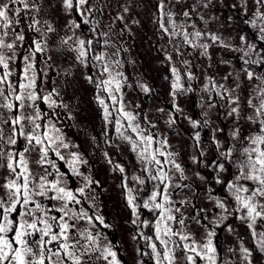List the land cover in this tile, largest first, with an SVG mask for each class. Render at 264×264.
I'll return each mask as SVG.
<instances>
[{"label": "snow or ice", "instance_id": "obj_1", "mask_svg": "<svg viewBox=\"0 0 264 264\" xmlns=\"http://www.w3.org/2000/svg\"><path fill=\"white\" fill-rule=\"evenodd\" d=\"M114 6L120 10L113 15ZM132 7L131 0H0V264H124L103 231L112 225L96 211L94 185L99 181L81 171L88 161L80 152L64 154L79 145L70 144L59 126L62 115L74 119L76 107L64 99L75 73L72 67L59 70L54 54L60 52L72 54L73 66L94 86L104 136L112 125L141 165V174L129 176L125 166L104 153L121 174L131 223L154 230L159 247L152 236L144 237L154 264H228L216 237L218 229L235 233L230 218L247 229L255 244L253 250L237 236L245 264H253L254 251L264 256V0L154 2L153 23L160 38H166L162 51L171 76L169 129L183 114L177 96L193 92L191 82L197 79L192 61L180 60L184 51L208 61H213V49L220 53L205 67L217 66L200 90L207 94L200 104L207 111L200 119L184 116L193 130L190 162L209 173L193 172L195 181L187 175L181 151L155 131L148 113L129 111L124 102V88L131 85L115 57L127 49L112 37L116 22L123 25L121 35L131 34L125 17ZM218 7L231 13L223 21ZM106 15L111 23L103 25ZM213 22L219 24L215 31L208 27ZM225 27L238 30V39L224 36L219 29ZM58 76L64 77L60 84ZM137 87L145 95L153 91L142 81ZM213 109L230 127H212ZM204 129L211 134V159L203 146ZM73 178L80 183L73 186ZM196 181L204 185L205 199L216 211L197 207ZM145 191L141 200L139 193ZM188 208L192 212L186 215ZM140 209L154 219L140 220ZM193 225L202 230L199 239Z\"/></svg>", "mask_w": 264, "mask_h": 264}, {"label": "rangeland", "instance_id": "obj_2", "mask_svg": "<svg viewBox=\"0 0 264 264\" xmlns=\"http://www.w3.org/2000/svg\"><path fill=\"white\" fill-rule=\"evenodd\" d=\"M154 2L155 0H131L133 7L125 17V24L131 29V34L125 32L121 35L119 29L123 25L119 22H116L114 28L113 41L127 49V51H122L119 57H115L121 60L122 66L120 70L127 77V84L131 85V87L124 88V102L129 111H138L141 115L145 112L148 113L149 119L157 125L155 131L167 135L170 144L178 151H181L183 156L182 163L189 167L187 175L195 181V177L192 175L193 172L199 170L202 174L207 175L209 173L208 169H197V166L192 165L190 162L189 156L192 149L189 146L191 145L190 136L193 130L188 121L184 119V116L200 119V114L203 111H207L206 107L203 109L200 107L201 97L205 101L207 100V94L200 90L205 82V77L212 75L217 70V66L214 65L212 69L207 71H205V67L208 63L214 64L220 53L219 50L213 49V61H208L204 57H198L197 53L189 55L191 50L184 51L182 49L184 54L180 57V60L187 59L192 61V71L197 79L191 82L194 89L193 92L177 96L176 103L183 109V114H178L177 124L172 129H169L165 121L168 118L167 113L172 107V97L169 95L171 76L168 70V63L164 60V52L162 51V46L166 45V38H160L156 25L153 23ZM228 2L231 3L232 0H228ZM119 10L117 6H114L112 9L113 15ZM215 11L216 14L222 13L220 15L221 21L224 20L225 16L231 14L227 9L219 7ZM132 20H138L140 22L139 25L133 24ZM109 23H111V20L106 15L103 19V25ZM208 27L215 31L218 29L219 24L218 22H213ZM241 29L246 30L242 24ZM104 30L107 31V28L105 27ZM219 30L224 36H236L238 39V30L227 27ZM56 56H59L57 64L60 71L72 67L75 73V82L71 87L66 88L64 95L65 102L76 105L73 111L74 119H68L66 115H62L59 126L63 129L67 141L70 144L79 145V148L64 150V154L67 156L71 151L80 152L84 159L88 161L86 165L81 167V171L99 181L98 186L94 185V194L98 197L96 211L105 218L108 224L112 225L111 229H103V231L117 245V251L124 264H154L151 249L148 247L150 242L144 238L145 236H152V242H156L159 247V242L155 241L154 230L151 226L144 225H140L137 228L136 225L131 223L134 217L126 206L123 189L120 187L121 174L113 170V164L108 162L104 153L108 152L110 154L114 164L125 166L129 176L141 174V165L137 163L135 154L129 150L128 144L119 138L112 125H108V136H104L105 122L101 118V109L94 100L96 90L93 85L88 84L80 75L82 70L78 66H73L72 54L56 53L54 54V59ZM65 56H67L66 60ZM219 71L222 73L224 71L223 67H219ZM166 76L169 77V80L165 79ZM63 79L64 77L62 76L56 77L57 84H60ZM138 81L146 83L153 90L151 95H145L137 87ZM137 104L140 105L139 109L135 108ZM158 108H164L165 112H157L156 109ZM210 115L213 121L212 127L219 126L226 129L230 127V121H223V116L218 117L215 109L212 110ZM210 135L208 129L203 130V146L208 149L207 159L213 158L211 147L208 144ZM220 138L224 139L223 136ZM59 163L63 164V162ZM62 170L67 171L66 168H62ZM78 183L80 181L77 178H73V186ZM196 183L200 190V199L195 201L197 207L216 211L212 204L205 199L204 185L199 184L198 181ZM130 186L133 188L138 187L134 183ZM217 192L223 195L219 186H217ZM145 195L146 191L139 193L141 200ZM187 195L191 197L192 194L188 192ZM176 199H179V197H176ZM85 206L87 207V205ZM184 211L188 215L192 212V209L188 208L184 209ZM140 213V220L152 221L154 219V214L148 210L140 209ZM227 222L233 225L235 233L229 234L223 229L217 230L216 240L220 246L219 251L224 261L228 262V264H245L239 251L240 245L237 236L243 239L245 246L253 250H255V244L252 243L247 229L239 221L230 218ZM192 230L198 232L197 238L199 239L200 235H202V230H198L195 225L192 226ZM133 236L136 239H133ZM230 247L235 251L229 252L228 249ZM253 264H264V256L254 251Z\"/></svg>", "mask_w": 264, "mask_h": 264}]
</instances>
